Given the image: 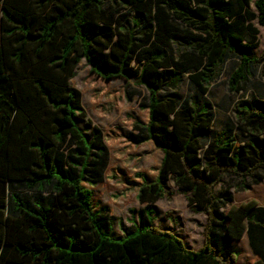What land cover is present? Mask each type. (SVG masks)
I'll list each match as a JSON object with an SVG mask.
<instances>
[{"label":"trees","instance_id":"1","mask_svg":"<svg viewBox=\"0 0 264 264\" xmlns=\"http://www.w3.org/2000/svg\"><path fill=\"white\" fill-rule=\"evenodd\" d=\"M114 1H148L154 13L147 29L137 34L105 0H0V264H237L234 242L246 232L253 236L259 227L264 242V209L254 201L233 206L231 189L221 197L215 189L225 176L240 180L236 192L264 182V100L233 107L240 143L231 131L214 133L211 105L182 103L174 91L181 63L166 47L174 24H193L204 35L189 75L203 95L236 52L240 63L228 89L238 94L252 65L264 61V52L251 55L259 34L253 22L264 28V0L254 2L255 12L250 0ZM82 62L104 81L134 79L145 88L140 108L148 121H134L127 140L151 142L163 153L155 180L139 187L137 200L146 206L136 229L121 237L105 230L107 210L93 204L91 188L104 179L109 147L97 126L88 135L78 125L82 94L71 81ZM167 181L192 212L207 216L196 251L153 226V205L174 194ZM258 255L253 264H264Z\"/></svg>","mask_w":264,"mask_h":264},{"label":"rangeland","instance_id":"2","mask_svg":"<svg viewBox=\"0 0 264 264\" xmlns=\"http://www.w3.org/2000/svg\"><path fill=\"white\" fill-rule=\"evenodd\" d=\"M177 1L182 0H156L157 5L161 6ZM255 1L250 0V9L253 12ZM143 3V7L140 5L123 7L117 1L105 0L104 5L118 11L119 14H126L128 21L125 25L141 34L147 29L154 13V8L148 1ZM190 7L194 8V4L190 3ZM151 10L152 13L149 12ZM135 22L139 24V28L132 26ZM253 24L259 30V34L254 40L255 47L251 55L258 58L264 52V28L257 20ZM199 37L204 35L193 24L178 23L171 26L166 50L181 63L180 70L175 69L181 71V74L179 86L174 91L180 95L182 103L197 100L210 104L214 114L213 132L231 131L240 143L241 137L233 118V107L237 104H250L252 98L264 100V61L252 65L245 90L231 94L228 89L229 78L240 62L236 52L229 53L224 64L219 67L216 79L207 94L203 95L189 79V75L198 68V62L194 57L196 45L200 42ZM71 84L82 94L84 116L79 115L77 118L79 127L89 135L92 127L97 126L103 132L109 147V160L104 179L91 190L95 210L100 213L103 209L107 210L104 214L105 230L110 229L113 236L121 237L123 232H132L136 229L137 213L146 206L137 200L139 187L146 179L155 180L163 159V153L151 142L134 145L127 140L128 135L134 132V121L142 123L148 121V112L140 108L148 93L134 79L104 81L93 74L84 62L79 65ZM209 138L210 136L204 143ZM239 184V179L225 176L223 182L215 189L216 195L221 197L225 190L231 189L234 197L233 206L251 201L264 204V182L252 190L236 192ZM164 186L166 190L174 191V194L153 205V226L178 235L186 246L194 251L200 249L204 244L207 216L192 212L185 197L176 193L177 189L171 181L164 183ZM17 192H21L27 198L34 196L33 193L21 190ZM239 247L241 256L237 258V264H253L257 260L245 241L241 242Z\"/></svg>","mask_w":264,"mask_h":264},{"label":"crops","instance_id":"3","mask_svg":"<svg viewBox=\"0 0 264 264\" xmlns=\"http://www.w3.org/2000/svg\"><path fill=\"white\" fill-rule=\"evenodd\" d=\"M253 188H255V186H253L252 189ZM256 204H257L258 208L264 209V204H261V203H256ZM260 214H261V216H264V212H260ZM253 230H254L253 231V233H254L253 236H251L250 234H248V232H246L244 234V236L239 241L234 242V245L236 246V248L239 251L238 257L241 256V250H240L239 245H240L241 242L245 241L248 244L252 255L254 257H256L257 259H261L258 254L264 253V242H263V239H262V237H263L262 236V231L257 226L254 227Z\"/></svg>","mask_w":264,"mask_h":264}]
</instances>
